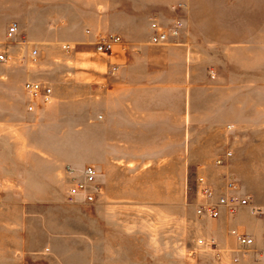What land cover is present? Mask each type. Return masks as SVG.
I'll use <instances>...</instances> for the list:
<instances>
[{"label":"crops","instance_id":"obj_1","mask_svg":"<svg viewBox=\"0 0 264 264\" xmlns=\"http://www.w3.org/2000/svg\"><path fill=\"white\" fill-rule=\"evenodd\" d=\"M245 1L238 0L236 4L231 0H99L89 2L82 17L67 10L52 14L51 27L43 29L35 22L38 28L30 36L41 46L55 41L75 43L73 76L82 82L85 100L97 97L99 114L98 118L93 114L96 123L84 124L89 156L81 160L75 158L67 134L61 141L51 138L42 143L19 142L16 147L20 150L13 155L5 150L0 154L3 183L0 184V264H64L77 255L58 252L54 243H51L52 253H45L43 246L33 248L29 243V226L27 236L25 231V236L20 237L18 223H8L2 216L3 196L11 192L6 180L16 185L28 181L26 185L34 186L24 194L40 197L42 206L50 205L55 211L69 208L54 204L62 200V205H69L65 201V165L84 168L95 164L101 188L99 210L106 212L119 210L120 201L132 196L130 181L135 165L183 164L187 149L191 163L204 161L214 153L211 140L200 143V133L212 132L220 125L215 109L218 95L200 91V53L208 59L210 47L236 50L243 47L248 36L263 35V15L249 16ZM250 18L254 19L253 24H248ZM153 20L164 27H170L176 20L184 25L169 44L154 45L151 43ZM84 28H88L86 33ZM108 35L121 36L123 43L102 55L91 43ZM242 51L238 60L245 62L246 54ZM231 58L235 59V55H226V59ZM114 66L118 69L112 72ZM55 93L57 97L62 95L60 87ZM238 97L245 99L246 95ZM31 114L53 117L56 109L43 107ZM88 115L90 118L91 114ZM228 123L236 124L239 133L238 141H228L237 150L223 169L236 173L243 188L254 185L257 203L264 212V190L258 182L256 168L252 171L251 166L264 162L263 146L258 141L254 144L245 141L244 134L261 133L264 125L249 120L246 108L241 107L230 111ZM49 131L68 133L74 131V126H50ZM206 172L210 175L212 169ZM200 222L207 226L204 234L216 238L228 251L237 249L235 239L228 234L230 227L248 233L255 244L251 253L240 257L238 264H264V215L258 216L244 207L232 219L221 217Z\"/></svg>","mask_w":264,"mask_h":264},{"label":"rangeland","instance_id":"obj_2","mask_svg":"<svg viewBox=\"0 0 264 264\" xmlns=\"http://www.w3.org/2000/svg\"><path fill=\"white\" fill-rule=\"evenodd\" d=\"M97 1L99 0H0V52L7 50L10 54V62H0V154L5 150L13 155L14 151L20 150L16 147L20 145L19 142L22 145L26 142L42 143L51 138L61 141L67 138L63 137L67 134L71 142L68 145L75 149V158L81 160L89 156L83 128L84 124L96 123L93 114L98 118L99 108L97 97L85 100V88L73 76L71 65L75 43L55 41L41 46L30 34L38 28L34 25L36 21L44 29L52 26L51 16L54 13L57 15V12L69 10L76 17H82L84 7L89 2ZM231 1L238 4V0ZM245 2L249 16L260 13L264 17V0ZM250 19L248 24H253L254 19ZM13 21L19 23L17 41L26 42L25 44H9L6 32ZM87 29L84 28L85 33ZM262 31L263 35L248 36L247 42L241 45L243 47L236 50L223 51L220 46L210 47L208 59L200 53V91L218 95L215 109L218 114L216 120H220V125L212 132L200 133V143L211 140L215 149L209 158L191 163L187 149L183 164L135 165L134 177L130 181L132 196L120 201L122 204L118 206L119 210L106 212L99 210L101 193L93 202L70 204L66 199L68 206L62 205V200H57L54 204L69 208L61 207L52 211L50 205L44 207L45 205L40 204V197L24 194L34 185H26L28 181H19L24 185H16L13 181L6 180L5 184L11 192L3 196V218L8 223H18L20 237L25 236V231L27 236L26 228L29 226V243L33 248L43 246L45 253H52L51 243H54L58 252L77 253L79 258L76 255L74 259L64 261V264H238L240 261H233L235 253L228 251L216 238L204 234L207 226L200 220L207 218L196 215L195 195L193 191H187L186 186L187 182L193 183L198 175L219 187L225 182L224 173H232L237 178L241 193L252 197V207L249 208L256 209L252 212L258 216L264 215L257 203L254 185L243 188L236 173L223 169L228 165L214 164L215 159L228 149L233 151L235 157L237 149L231 147V142L228 141H238L236 135L239 132L236 133V124L228 123L230 111L232 113L237 107L246 108L249 120L264 125V28ZM66 43L72 45L69 52L62 48ZM91 44L95 46L96 43ZM32 47H37L40 51V62L37 65L29 60ZM242 50L246 54L245 62L238 60L239 55L243 54ZM203 54L206 56L205 52ZM232 54L235 59H226V55ZM29 78L49 82L54 93L60 87L62 95L57 97L55 93L54 101L44 106L46 109H56L53 117L27 111V97L22 86ZM243 93L246 98L239 99L238 96ZM88 113L91 114L90 118ZM62 125H73L74 131L49 133L50 126L61 128ZM228 126H232V129H228ZM244 134L245 141L261 143L264 153V131ZM87 165L97 167L95 164ZM66 166L77 168L74 164H67L64 172ZM251 166L252 171L256 168L258 182L264 190V162ZM207 169H212L210 175L206 172ZM214 169L217 171L213 172ZM66 181L65 193L69 186L67 178ZM0 184H3L2 180ZM16 191L21 194L16 195ZM231 229L236 228L230 227L229 235ZM200 239L214 240L221 249L220 255L207 246H198ZM253 246L247 254L251 253Z\"/></svg>","mask_w":264,"mask_h":264},{"label":"built area","instance_id":"obj_3","mask_svg":"<svg viewBox=\"0 0 264 264\" xmlns=\"http://www.w3.org/2000/svg\"><path fill=\"white\" fill-rule=\"evenodd\" d=\"M184 23L181 20H176L170 27L162 26L158 20H153L151 23V29L153 34L151 36V43L154 45H166L170 43L171 37H177L180 34V30ZM19 34V23L13 21L9 24L6 38L9 44H13L17 41ZM26 43V42H18ZM123 39L119 35H108L100 38L96 44V52L100 54H109L118 44H122ZM65 51L72 50V45L66 43L62 46ZM29 60L33 65H37L40 62V51L37 47H32L29 51ZM0 62H10V54L7 50L0 52ZM118 68L113 67L112 72ZM23 92L27 97L26 109L30 113H36L38 110L46 105L51 104L54 101L55 93L53 86L40 79L29 78L23 86ZM228 129H232V126H228ZM234 157L232 150L228 149L224 154L219 155L214 164L217 166L228 165L229 161ZM66 178L69 181V186L66 192L67 202L70 204H78L80 202H93L97 195L101 193V188L97 182L98 171L95 166L87 165L83 169H77L72 166H66L65 168ZM223 179L225 182L215 187L210 182H207L204 176H196L193 183L187 182V191H193L195 195V213L200 218L207 219H219L225 217L226 219H232L237 212L244 207H252V197L248 194H243L240 191L237 178L232 173H224ZM253 208L252 210H254ZM256 210V209H255ZM230 235L233 236L238 244L236 251H230L235 253L233 261L239 262L240 256L248 253L249 249L254 245V239L241 231L231 229ZM198 246H207L216 251L218 256L221 249H219L217 243L214 240L206 241L200 239L197 242Z\"/></svg>","mask_w":264,"mask_h":264}]
</instances>
